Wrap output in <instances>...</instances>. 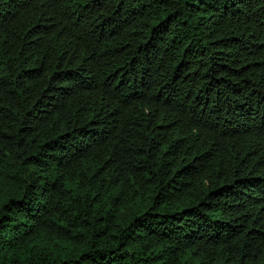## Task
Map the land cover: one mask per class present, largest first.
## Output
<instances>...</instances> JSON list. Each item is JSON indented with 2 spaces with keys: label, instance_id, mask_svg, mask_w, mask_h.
<instances>
[{
  "label": "trees",
  "instance_id": "1",
  "mask_svg": "<svg viewBox=\"0 0 264 264\" xmlns=\"http://www.w3.org/2000/svg\"><path fill=\"white\" fill-rule=\"evenodd\" d=\"M0 264H264V0H0Z\"/></svg>",
  "mask_w": 264,
  "mask_h": 264
}]
</instances>
